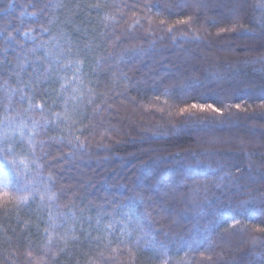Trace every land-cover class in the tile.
Segmentation results:
<instances>
[{
    "label": "trees",
    "instance_id": "16d2710c",
    "mask_svg": "<svg viewBox=\"0 0 264 264\" xmlns=\"http://www.w3.org/2000/svg\"><path fill=\"white\" fill-rule=\"evenodd\" d=\"M59 2L62 7L48 17L54 23L46 25L33 15L38 12L33 7L36 0H0V35L10 33L25 48L32 42L23 33L39 35L33 30L44 26L52 34L63 31L72 40L78 34L104 40V25L111 21L104 11L93 10L97 0ZM145 2L162 11L153 16V34L145 24L144 31L135 33L139 40L125 45L129 50L121 68L130 83L122 90L127 99L113 106L117 115L108 125L110 139L106 136L103 147L93 144L65 160L60 174L79 184L86 206L89 201L143 197L139 210L146 207L152 213L154 236L167 245L172 262L262 264L257 255L264 253V244L248 242L251 236L264 239V233L254 231L264 227L260 203L264 199V24L251 7L258 0H247V6H242L243 0ZM187 16L192 17L190 24L176 23ZM162 18L173 26L175 37L160 30L165 27L159 24ZM225 27L229 31H221ZM4 48L0 42V80L11 76L16 87L12 70L23 53ZM108 51L112 48L104 43L98 49L94 46L86 71ZM109 71L106 67L102 78ZM23 79L27 82L28 76ZM33 87L36 102H48L40 91L45 86ZM166 89L170 95L156 100ZM193 103L205 109L212 104L221 112L194 109ZM185 108L188 111H182ZM251 197L256 198L255 204L247 210L238 207ZM241 211L244 215L239 218L252 231H226L230 217ZM43 218L44 210L38 205L0 215V264H20L14 256L28 246L44 245ZM189 247L199 251H188ZM61 248L51 264H85L84 237ZM162 258L157 247L141 245L131 264H161Z\"/></svg>",
    "mask_w": 264,
    "mask_h": 264
},
{
    "label": "snow or ice",
    "instance_id": "6c2138e0",
    "mask_svg": "<svg viewBox=\"0 0 264 264\" xmlns=\"http://www.w3.org/2000/svg\"><path fill=\"white\" fill-rule=\"evenodd\" d=\"M242 6H247V0H243ZM33 7L38 9L33 15L51 25L54 21L48 17L54 16L62 5L59 0H36ZM251 7L253 12L260 13L259 21L264 24V0H258ZM92 8L96 12L104 11L105 19L111 21L104 25L103 41L79 34L78 39L72 40L63 31L52 34L47 26L33 30L39 35L23 33L32 42L30 48L18 43L10 33L0 35L5 51L12 49L23 53L17 56V68L12 70L16 87H12L11 76L0 80V215L19 213L23 208L37 205L44 210L41 221L44 245L28 246L19 257L14 256V260L20 259V264H51L63 250L61 245L66 246L69 240L79 242L82 236L88 248L84 253L85 264H123L125 260L131 264L135 250L141 245L157 247L163 257L161 264H188V260L172 262L167 245L156 240L152 213L146 207L139 210L144 204L143 197L133 195L126 201L103 199L98 204L89 201L86 206L79 184L73 185L60 174L65 160L86 152L93 144L103 147L106 136L110 139L112 129L108 125L117 115L113 106L118 105L119 99H127L122 90L130 83L121 68L129 50L125 45L139 40L135 33L144 31L145 24L149 26V34H153V16H159L162 11L158 5L145 0H97ZM191 20L192 17L187 16L176 23L187 25ZM159 24L165 26L161 31L166 30L175 37L173 26H167L166 19H159ZM221 31L229 29L225 27ZM101 43L112 51L101 56L95 67L86 71L88 54ZM132 51L143 52V49L133 48ZM106 67L110 71L102 78ZM22 74L28 76L27 82ZM34 85L45 86L40 91L48 102H36ZM48 85L52 86L51 90L47 89ZM169 95L166 89L155 99ZM198 107L205 109L204 105H191L194 109ZM207 109L221 112L212 104H208ZM255 203L256 198L251 197L242 200L238 207L247 210ZM260 203L264 204V199ZM93 211L94 216L91 215ZM86 212L89 214L85 215ZM243 215L241 211L231 216L226 231L235 229L250 233L252 230L239 218ZM213 227L209 225L210 230ZM254 231L264 233V227ZM248 242L255 246L264 244V239L251 236ZM188 251L199 250L189 247ZM177 255L186 256L187 253L178 252ZM257 259L264 264V253L258 254Z\"/></svg>",
    "mask_w": 264,
    "mask_h": 264
}]
</instances>
